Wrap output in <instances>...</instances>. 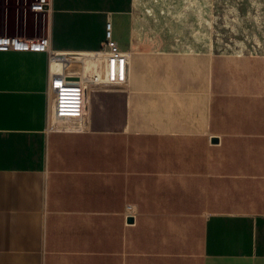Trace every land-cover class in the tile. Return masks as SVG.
<instances>
[{"label":"crops","instance_id":"0c3cea01","mask_svg":"<svg viewBox=\"0 0 264 264\" xmlns=\"http://www.w3.org/2000/svg\"><path fill=\"white\" fill-rule=\"evenodd\" d=\"M135 7L19 17L13 35L85 77L112 22L127 77L94 85L81 121L53 118L50 50L0 49V264H264V55L195 49L188 15L138 30Z\"/></svg>","mask_w":264,"mask_h":264},{"label":"rangeland","instance_id":"374dc122","mask_svg":"<svg viewBox=\"0 0 264 264\" xmlns=\"http://www.w3.org/2000/svg\"><path fill=\"white\" fill-rule=\"evenodd\" d=\"M33 1L25 0L22 5L20 0H8L5 6L9 34H0L13 35L22 12L34 22L38 13L31 9ZM135 15L138 30L153 31L177 27L176 23L163 22L160 16L188 15L194 20L195 49L264 55V0H136Z\"/></svg>","mask_w":264,"mask_h":264},{"label":"built area","instance_id":"2783aa9c","mask_svg":"<svg viewBox=\"0 0 264 264\" xmlns=\"http://www.w3.org/2000/svg\"><path fill=\"white\" fill-rule=\"evenodd\" d=\"M51 0H35L31 9L36 13L48 12ZM36 48L50 50L52 59L57 52H52L48 38L38 37L36 40L23 38L18 35L0 34V49H26ZM102 56L99 64L91 71L89 76L82 78L65 70V72H52L49 75V92L53 95L52 112L57 119L73 118L83 120L88 108V95L94 85L101 83H119L127 77L129 55L119 45L112 35V22H107V39L102 50L95 52ZM52 64V63H51Z\"/></svg>","mask_w":264,"mask_h":264},{"label":"bare ground","instance_id":"6f19581e","mask_svg":"<svg viewBox=\"0 0 264 264\" xmlns=\"http://www.w3.org/2000/svg\"><path fill=\"white\" fill-rule=\"evenodd\" d=\"M90 57L93 61V68H95L99 64L102 56L98 55L97 53H94ZM52 62L57 68L53 71L54 73L65 72V67H63V69L58 68L61 66V64L69 69L77 68L78 65L82 64V60L80 58H75L71 56L69 57L67 55H55L52 59ZM84 77L85 76H82V78ZM53 118H55L54 115Z\"/></svg>","mask_w":264,"mask_h":264}]
</instances>
